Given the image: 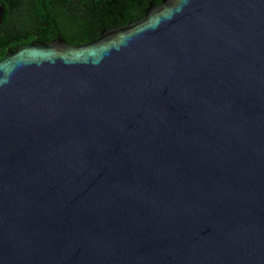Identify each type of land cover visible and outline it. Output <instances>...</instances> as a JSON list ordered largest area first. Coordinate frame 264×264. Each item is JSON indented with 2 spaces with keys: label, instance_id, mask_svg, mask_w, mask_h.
<instances>
[{
  "label": "water",
  "instance_id": "1",
  "mask_svg": "<svg viewBox=\"0 0 264 264\" xmlns=\"http://www.w3.org/2000/svg\"><path fill=\"white\" fill-rule=\"evenodd\" d=\"M0 264H264V0L8 52Z\"/></svg>",
  "mask_w": 264,
  "mask_h": 264
},
{
  "label": "flooded vegetation",
  "instance_id": "2",
  "mask_svg": "<svg viewBox=\"0 0 264 264\" xmlns=\"http://www.w3.org/2000/svg\"><path fill=\"white\" fill-rule=\"evenodd\" d=\"M61 1L0 0V52L5 51L0 60L8 52L24 45L47 44L59 38L68 43L83 45L98 40L103 32L121 29L133 23L125 25L116 23L107 28L106 26L100 27L101 23L97 22V24H91L89 29H84L79 33H76V28L72 29L70 30L72 33L68 36L65 35V26L58 13V9L64 7V0L62 5Z\"/></svg>",
  "mask_w": 264,
  "mask_h": 264
},
{
  "label": "trees",
  "instance_id": "3",
  "mask_svg": "<svg viewBox=\"0 0 264 264\" xmlns=\"http://www.w3.org/2000/svg\"><path fill=\"white\" fill-rule=\"evenodd\" d=\"M163 0H64L58 13L65 26V35L89 29L100 22V27H112L116 23L128 24L142 19L150 3L161 4ZM63 0L61 1V5ZM94 20H96L94 22ZM94 27V26H93ZM99 28V27H98ZM5 51L0 52V59Z\"/></svg>",
  "mask_w": 264,
  "mask_h": 264
}]
</instances>
